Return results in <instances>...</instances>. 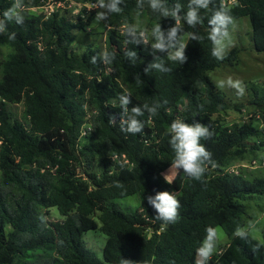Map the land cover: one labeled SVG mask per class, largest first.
Instances as JSON below:
<instances>
[{
  "label": "trees",
  "instance_id": "16d2710c",
  "mask_svg": "<svg viewBox=\"0 0 264 264\" xmlns=\"http://www.w3.org/2000/svg\"><path fill=\"white\" fill-rule=\"evenodd\" d=\"M13 2L0 0V18ZM140 2L123 0L120 13L102 20L103 53L93 45L81 54L71 50L75 31L86 30L96 9L74 13L69 0H23L27 9L50 3L55 9L28 11L22 25L13 22L0 32V48L11 50L0 60V264H194L208 226L222 227L230 238L210 264H264L259 239L250 233L246 240L234 236L244 226L246 208L240 201L264 193V177L248 179L229 170L264 145L251 141L261 129L255 118L226 124L223 114L231 102L208 73L224 61H238L239 49L217 61L207 39V19L223 5L233 19L250 18L255 49L264 52V0H212L201 10L200 25L184 22L181 34L196 32L203 39L189 41L183 64L154 53L151 40L136 44L122 34V26L142 16L149 32L158 23L162 30L174 26L173 18L153 13L148 0L142 8ZM177 2L187 10L188 0H165L168 7ZM12 33L15 38L9 39ZM129 51L136 52L134 59ZM105 52L114 55L111 64L104 61ZM158 59L168 71H146ZM125 90L132 94L129 112L134 106L160 105L154 116L145 110L138 118L144 122L142 133L120 130L118 97ZM8 103H23L26 122L9 113ZM250 103L264 130V93ZM174 119L201 123L213 133L203 141L212 155L200 180L180 170L171 184L164 179L173 159L167 129ZM97 158L100 174L93 171ZM161 191L174 192L180 201L175 224L164 225L147 204L149 195ZM131 195L141 199L133 211L113 203ZM53 207L62 219L47 220ZM98 227L107 236L105 262L83 241L85 232Z\"/></svg>",
  "mask_w": 264,
  "mask_h": 264
},
{
  "label": "clouds",
  "instance_id": "9594fccd",
  "mask_svg": "<svg viewBox=\"0 0 264 264\" xmlns=\"http://www.w3.org/2000/svg\"><path fill=\"white\" fill-rule=\"evenodd\" d=\"M123 0H95L93 7L104 9L99 11L96 15V20H106L109 14H118L121 12V4ZM212 0H188L187 10H184L183 5L179 2L175 6L168 7L165 0H148V7L153 13L158 14L161 18L171 17L175 24L167 30H162L161 24H155L150 32L145 31L139 24L124 25L121 27L122 34H127L131 37V42L139 44L143 42L145 45L152 41L151 49L154 53H166V59L172 63L183 64L187 61L185 54L187 45L190 40L201 41L203 38L196 32H188L185 36L183 32L184 22L191 28H195L202 23L201 10L209 9ZM139 6L143 7V0ZM183 9V11H182ZM29 10L25 7L23 0H14V2L2 13L0 18V32H3L8 24L15 23L22 25L25 21V15ZM207 23L210 31L207 34V39L211 42V56L217 61H222L225 58L226 52L232 44V37L230 34V26L233 25L234 19L230 11L223 5L212 11L211 16L208 17ZM15 33L9 36V39H14ZM126 55L130 58H135L136 52L129 51ZM103 59L106 63L111 64L114 55L108 52L104 53ZM91 63H95L93 57ZM155 68L161 72L168 71L164 67V60L158 59L157 62L149 65V71ZM216 87L224 89L225 87L234 89L238 96H243L245 93V84L239 79L228 77L215 82ZM131 93L127 90L123 91L119 97V106L122 109V119L120 121V130L126 134L142 133L144 129V122L139 117L146 112L150 116L157 113L159 104H143L142 106L131 107L129 112V105L131 103ZM169 136V147L173 153L171 160V169L180 170L187 175V177L195 180H200L205 172L206 165L211 160V152L206 147L203 141L211 139L213 133L208 126L201 123H188L183 119H174L167 129ZM121 163V167H123ZM164 179L171 184L172 176L166 175ZM116 187H120L119 184ZM147 204L155 210L156 219L161 221L164 225L175 224L178 218V210L180 208V201L174 192L161 191L155 195H149ZM252 226L248 228L238 227L234 232V236L242 240H246L249 236V231ZM220 239L219 230L216 227L208 226L205 229V235L200 240L195 249L194 264H210V261L216 252L217 243ZM259 239V238H258ZM260 245H264V239H260Z\"/></svg>",
  "mask_w": 264,
  "mask_h": 264
},
{
  "label": "rangeland",
  "instance_id": "374dc122",
  "mask_svg": "<svg viewBox=\"0 0 264 264\" xmlns=\"http://www.w3.org/2000/svg\"><path fill=\"white\" fill-rule=\"evenodd\" d=\"M69 7L73 9L74 13L80 10L94 12V19L92 23L86 27L85 31H75L74 43L72 44L71 50L75 53L81 54L88 45H93L101 49L103 53L106 46V28L104 23L96 20V15L103 9L95 8L89 9L91 4H87L81 0H70ZM232 1L230 2V4ZM55 9L54 5H47L44 7L29 8V12L38 14L41 11L52 12ZM91 12V13H92ZM87 16V15H85ZM132 24H139L145 31H147V17H137L136 21ZM131 25V24H127ZM230 34L232 37V44L226 52L227 53L233 48H238V61L233 64H229L224 61L220 67L210 71L208 74L212 81L215 82L221 79H227L231 77L233 79L241 80L246 88L243 96H238L234 89L225 87L220 89L225 93L227 100H229L230 108L225 114H223L226 124L242 123L254 119L255 125L261 129L260 135L256 138H252L251 141L260 142L264 144V130L263 124L258 119L256 106L251 104L253 98L261 97L264 93V52H258L255 49V44L252 39V25L248 16H243L234 19V23L230 26ZM186 36V35H185ZM116 48L119 51H123L124 45L121 42L116 43ZM11 52L10 47L3 46L0 48V60L6 58ZM225 55V56H226ZM216 85V84H215ZM9 113L21 122H26L24 114L23 103L11 104L8 103ZM128 162V160H126ZM171 167L163 172L164 177L168 174L172 176V179L177 173V170L171 172ZM229 170L242 173L248 179H254L256 177H264V145L259 146L258 149H254L252 152L242 160L234 161ZM93 171L100 174V159H96L93 163ZM246 208V213L243 215L244 228H248L249 225L252 227L248 229L249 233L255 237L263 239L264 237V193H255L247 196L245 199L240 201ZM113 203L124 211H133L140 207L141 199L139 195H131L125 198L115 199ZM63 216L60 214L57 207L50 209V215L47 220H59ZM99 226L100 221L98 220ZM220 234V239L217 243L216 252L221 251L229 242L230 238L224 229L220 226L217 227ZM107 236L102 232L100 227L91 229L83 235V241L85 245L93 250L97 257L104 261L103 248L106 243ZM214 253V254H215ZM105 262V261H104ZM105 264H111L105 262Z\"/></svg>",
  "mask_w": 264,
  "mask_h": 264
},
{
  "label": "built area",
  "instance_id": "2783aa9c",
  "mask_svg": "<svg viewBox=\"0 0 264 264\" xmlns=\"http://www.w3.org/2000/svg\"><path fill=\"white\" fill-rule=\"evenodd\" d=\"M69 1H70V0H69ZM49 5H54V4H51V3H50ZM69 5H70V3H69ZM91 5H93V4H91ZM54 6H55V5H54Z\"/></svg>",
  "mask_w": 264,
  "mask_h": 264
}]
</instances>
